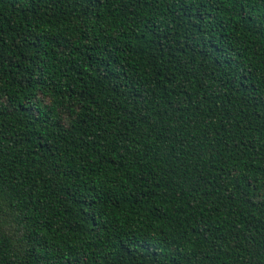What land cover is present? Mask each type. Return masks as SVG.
<instances>
[{
  "label": "trees",
  "instance_id": "trees-1",
  "mask_svg": "<svg viewBox=\"0 0 264 264\" xmlns=\"http://www.w3.org/2000/svg\"><path fill=\"white\" fill-rule=\"evenodd\" d=\"M0 264H264V0H0Z\"/></svg>",
  "mask_w": 264,
  "mask_h": 264
}]
</instances>
